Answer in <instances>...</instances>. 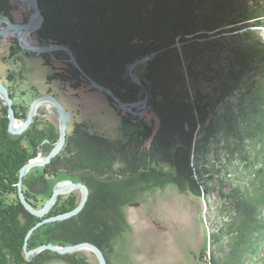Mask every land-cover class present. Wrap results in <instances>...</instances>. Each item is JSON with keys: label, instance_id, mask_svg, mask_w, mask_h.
I'll use <instances>...</instances> for the list:
<instances>
[{"label": "trees", "instance_id": "1", "mask_svg": "<svg viewBox=\"0 0 264 264\" xmlns=\"http://www.w3.org/2000/svg\"><path fill=\"white\" fill-rule=\"evenodd\" d=\"M39 1L45 17L38 32L39 37L68 46L87 75L111 88L125 102L136 101L143 89L133 82L130 83L128 67L138 59L155 53L147 63L149 74L143 81L150 97H153L152 103L155 97H163V101L154 105L160 118H164L161 136L168 141V138H172L169 134L174 131L178 136L186 137L184 145L177 143L178 147L175 148L162 147L158 151L161 160L176 171L178 180L186 172L192 184L199 188L207 174L213 178L224 170L225 174L237 171L236 175L239 176L240 163L236 167L232 163V158L238 152L243 168L247 169L245 173L249 176L248 182L233 188L227 193V201L217 205L218 211L227 219L219 233L212 235L215 239L213 244L222 253L220 257L212 256L213 264H264V165H256L264 159V47L241 45L233 50L228 70H216L219 86L212 94L205 93L200 88L201 79L209 76L197 68L201 62H205L206 50L215 44L212 40H204L209 32L239 21H245L243 27L264 26L261 21L246 22L263 16L264 11L252 10L248 0ZM256 2L257 7L261 6L257 0ZM10 11V0H0V14ZM232 30L229 28L228 31ZM178 43L182 44L179 46ZM182 57L187 62V79L196 87L192 101L168 88L162 90L159 86L153 88L147 84L148 81L156 80L159 71L173 69L176 64H180ZM206 67L209 68V64L206 63ZM49 79H60L78 89L83 85L85 76L76 66L70 65L65 70L52 73ZM181 79L185 80L183 73ZM11 95L14 97L13 93ZM231 98H236L233 104ZM219 104L225 107V112H218ZM14 106L17 117L25 119L27 111L19 110L16 104ZM194 110L203 119L208 113L212 115L208 125L207 143L217 131L224 130L223 139L226 142L222 148L227 150L228 157L223 168L208 161L204 155L206 151L197 150L196 157H192V136L183 132L180 127L188 124L192 129L196 128V118L199 116L196 117ZM8 114V106L0 97V264H34L26 260L24 245L29 231L41 219L31 213L27 214V211H19L24 209L19 200V182L20 170L37 155L38 150L35 147L41 138L37 134L38 128L33 126L25 135L30 145L24 144V138L9 132ZM122 118L125 122L139 119L141 123L144 122L139 117L124 115ZM140 129H143L141 134L150 133L152 126L143 123ZM75 135H80V138L76 139ZM48 138L49 152L55 141ZM70 139V142L77 145L78 159L68 155L70 147L66 148L43 168L40 181L48 190L49 181L61 171H68L67 174L89 185L91 192L96 188L90 202L92 198L95 199L94 196L100 189L103 190L105 198L100 200L98 196V204L91 203V208L88 205L83 210L85 212L82 211L74 217L82 224L81 231L84 236L81 240L93 242L102 248L108 242L111 229L106 227L105 231L100 228L107 224L106 219L101 218V211L104 213L110 209L117 210L120 203L126 202L121 193L126 188H133L132 185L135 184L130 179L119 178L124 176L123 163L129 154L124 149L134 139L132 136L126 140L109 138L93 131L87 122L75 123ZM63 156L65 161H62ZM191 159L195 161L192 162ZM70 167L86 169L95 176L87 177L83 172ZM110 173L114 176L113 180H98V177H105ZM239 179L244 180L241 177ZM24 183L25 195L33 203L35 199L30 195L28 187L31 181L25 178ZM209 190L210 188H206L205 193L208 194ZM78 200L75 196L64 201L59 200L47 217L73 210L79 205ZM94 210H99L100 215L94 214ZM19 213L28 215L26 226L18 223ZM61 223L62 221H57L48 225H52L50 229L54 230V226L59 227ZM101 230V233L97 232ZM41 235L38 231L32 235L30 248L47 241L69 245L72 240L70 238L74 236L69 231L62 233L58 240L48 234L45 237ZM49 238L52 239L48 240Z\"/></svg>", "mask_w": 264, "mask_h": 264}, {"label": "rangeland", "instance_id": "2", "mask_svg": "<svg viewBox=\"0 0 264 264\" xmlns=\"http://www.w3.org/2000/svg\"><path fill=\"white\" fill-rule=\"evenodd\" d=\"M257 1L261 6L257 7L255 5L257 3L256 0H248V4L252 7V10L262 9L264 11V0ZM10 4V13H2L0 14V18L7 15L15 23H28L37 17L33 7L25 0H10ZM258 21L264 23V14L261 17H256L246 22L255 23ZM244 23L245 21H239L231 25L216 28L214 31L209 32L207 38H204V40L214 41L215 44L206 50L205 62H201L197 66L198 69L203 70L204 74L209 76V78L201 79L200 88L203 92L215 93V89L219 86L216 70H228L233 50L239 48L241 45L249 46L253 44L252 47L257 45H259L258 47H264V26L243 27ZM7 26L8 22L6 21L0 23V27L2 28ZM229 28L233 30L228 31ZM39 30H32L29 34L32 43H27L23 40L24 43L36 49L23 47L18 37L20 35L16 32L0 35V81L10 93L14 94V104L18 105V109L27 111L25 119L17 117L16 125H20L28 118L30 107L34 100L42 96L53 95L72 113L67 126L65 144L55 157L70 147L68 155L71 154L72 157L78 159L79 151H77V145L74 142H70L73 126L78 122H87L93 131L104 134L109 138L126 140L129 136H132L134 139V141H131L130 146L126 147L128 149H124L126 154L129 152V156L127 155V159L123 163L124 176H120L119 178L130 179L135 184L132 185L133 188H126L121 193L124 197L123 200L126 202L120 203L121 206L119 205L117 210L110 209V211H105L104 213L101 211V218H105L107 224L101 225L100 228L105 231L107 228H110L111 233L104 247L101 248L99 245H96L104 252L107 264H213L212 256L220 257L222 253L216 248V244H213L215 239H213L212 235L219 233L220 227H222L227 219L218 211L217 205L219 206L221 203L227 201V193L233 188L249 180V176L246 174L247 169L243 168V161L238 156L239 153L237 152L232 158V163L235 167L240 163V166L238 165V171H241L239 172V176L236 175L237 171L225 174L224 170L213 178H210L211 176L209 177V174H207L204 175L199 188H196L192 184L186 172L178 180L176 171L168 163L161 160L158 151L162 147L164 149L168 147L175 148L178 145L177 143L184 145L186 137H180L174 131H171L169 134L172 138H168V141H166L164 136H161V129L164 128V120L162 119L164 118H160L154 105L163 101V97H155L152 103L153 97H150V92L143 81L147 79L146 75L149 74L147 63L152 58H148L147 61L138 64L132 69L135 79L130 74L132 64L128 67L127 76L130 77V83L133 82L139 85L135 80L142 81L143 85L139 86L143 89L136 101L126 102L128 105L133 106L130 109H124L118 101L110 97L104 90L94 87L87 75H84L83 85L78 89L72 88L68 82L60 79L50 80L49 76L52 73L65 70L70 65H74V63L70 52L64 47L66 45L45 41L39 37ZM245 33L250 34L245 35ZM181 44L178 43L179 46ZM52 45H60V47L41 50L42 48H49ZM146 57H149V55ZM181 60L182 62L176 64L173 69L169 68L159 71L156 75V80L148 81L147 84L153 88L159 86L162 90L163 88H168L171 92L177 93L180 96L182 95L186 100L192 101L196 87L194 83L189 82L187 79L185 66L187 62L184 60V57ZM206 63L209 64V68L206 67ZM182 73L185 80L181 79ZM146 95H148V99L147 102H144ZM235 99H230L232 104ZM2 100L8 106L6 100L3 98ZM217 110L219 113H223L225 112V107L219 104ZM124 115L131 116L132 118H142L144 124L152 126L151 132L141 134L143 129L140 128L143 123H141L140 119L138 121L125 122L122 118ZM195 115L196 117L199 116V118H196L198 121L196 122L195 129H192L188 124H182L180 127L183 132L190 133L192 136L190 143L192 157H196L195 152L197 150L206 151V153L204 152L205 158L223 168V164L228 157L227 150L222 148L226 142L223 139L224 130L220 129L217 131L215 136L211 137L207 143L208 125L212 115L208 113L207 116L204 115V119L197 111ZM33 126L38 128L37 134L41 138V141L35 147L38 153L32 160L43 161L53 149H50L48 152L47 144L50 140L48 137L53 138L55 141L53 147L59 142L61 137L60 114L52 99L41 102L29 127L24 132L13 135L24 138V144L30 145L25 135ZM74 137L77 139L80 138V135H75ZM31 147L33 149L34 146L32 145ZM64 158L63 156L62 161H65ZM191 161L195 160L191 159ZM256 165L258 167L264 165V159L260 160ZM46 166H34L23 177V191L25 178L29 182L31 181L30 184L32 186L29 184L28 187L30 195L35 201L33 200V203H31L26 195L25 197L35 209L43 208L51 197L54 187L59 182L68 180L82 182L74 176L67 174L68 171H61L57 177L49 181L47 190L45 185L40 181L41 173ZM70 169L83 172L87 177L90 175L92 177L95 176L91 171L86 169H75L73 167H70ZM240 177L242 180L244 179V182L239 179ZM107 179H114L112 173L105 175V177H98L100 182H107ZM87 186L89 187V185ZM206 188H210L208 194L205 193ZM89 191L88 200L80 212L85 210L88 205L91 208V203L93 205L98 204L99 199L105 198V193L100 189L97 193L98 195L94 196L95 199L92 198L90 202L89 199L92 197L93 192L96 191V188L91 192V188L89 187ZM70 196L77 197L80 203L83 191L81 189H74L63 193L59 196L57 202L59 200L64 201ZM19 200L21 201L20 195ZM23 206L24 209L19 211H27V214L31 213L24 204ZM50 211L43 218L33 213L31 214L40 218L39 222H41L44 218H48L47 215ZM86 211L88 210L86 209ZM98 211L94 210V214H99ZM79 213L63 220L50 221L38 226L33 230L30 238L38 231V233L42 234L41 237H45L48 234V236L52 238L56 237L55 239L58 240L61 239L62 233L69 231L74 235L70 238L72 240L69 245L87 242L81 240L83 239L82 236H84L81 231L82 224L74 219ZM27 214H18L17 221L20 225L26 226L28 221ZM57 221H62L59 227L54 226L56 227L54 230L53 228L50 229L52 225L49 226L48 224ZM39 222H36L35 225ZM97 232L101 233L102 230ZM37 237H39V234ZM44 244L59 245L54 241H47L36 247ZM36 247L30 248L28 244V249ZM28 262H33L34 264H100V259L94 250L88 248L67 253L45 249L31 256Z\"/></svg>", "mask_w": 264, "mask_h": 264}, {"label": "water", "instance_id": "3", "mask_svg": "<svg viewBox=\"0 0 264 264\" xmlns=\"http://www.w3.org/2000/svg\"><path fill=\"white\" fill-rule=\"evenodd\" d=\"M25 1L28 2L33 7L34 11L36 12L37 17H35V19L33 21H30L28 23H15L12 19L9 18V16L5 15L3 18H0V23L6 21V22H8V26L4 27V28L0 27V35L3 33H10V32H16L18 35H20L22 32H25L28 30H31V31L37 30L38 31L39 29L42 28L45 17H44V14L42 12V9H41L40 1L39 0H25ZM18 37H19L20 43L23 47L29 48V49H36V48H33L32 46L28 45L27 43H24L22 41V39L20 38V36H18ZM61 46H63V45H61ZM54 47H60V45H52L49 48H45V49L42 48L41 50H49L50 48H54ZM64 47L67 48L68 51L70 52V55L73 59L74 65L84 75H87L85 73V71L82 69L78 60L76 59L74 53L68 47H66V46H64ZM154 55H155V53L149 55V57L140 58L137 61H135L131 65V69H130L131 77H134V75H135L133 70H132L135 66H137L138 64H140L142 62L147 61L148 58H153ZM87 77L90 79V81L94 87H96L97 89L104 90L110 97H112L113 99L118 101L120 103V105L122 106V108L130 109L131 106H133V105H128V103H126V102H123L114 93V91L112 89H110L106 86H103L102 84L97 82L95 79H93L89 75H87ZM133 79H135V77ZM135 81L139 85H143L142 81H138V80H135ZM0 96L3 99H5L6 102L8 103V111H9V119H10L9 132L12 134H20V133L24 132L29 127V125L33 121L34 114H35L38 106L44 100L52 99L54 104L56 105L58 111H59V114H60L61 137L59 139V142L53 147L51 152L43 159V161L30 160L28 163H26L21 168L20 182H19V195H20L22 203L26 206V208L28 210H30V212L33 213L34 215H36L40 218H43L51 210V208L57 202V199L59 198V196L61 194L69 192V191L74 190V189H81L83 191V197L81 199V202L79 203V205L76 208H74L71 211L59 214L57 216L44 218L41 222L37 223V225H35L33 227V229H31L29 231L28 235L26 236V241H25V245H24L26 260L30 261L31 256H34L35 254H37V253H39L45 249L54 250V251H57L60 253H67V252H73V251H76V250H79L82 248H88V249L94 250L98 254L99 259H100V264H107V259H106L104 252L102 251V249L99 246H97L96 244H93L91 242H82L79 244L68 245V246H64V245L60 246V245H55V244H44V245H41V246L36 247L34 249H28L29 239H30L31 233L33 232V230L35 228H37L38 226H40L44 223H47L50 221H56V220H63V219L69 218V217L74 216L77 213H79L83 209V207L85 206V204L88 200L90 191H89V187L82 182H76V181H72V180H68L65 182L61 181L54 187L51 197L49 198L47 203L43 206V208L35 209L34 207H32L30 202L25 197V194L23 191V186H22L23 177H24L25 173H27L34 166H46L62 150V148L65 144V140L67 138V126H68V122L70 121V119L72 117V113L70 111H68L65 108V106H63V104L59 100H57V98L54 97L53 95L42 96V97L37 98L36 100L33 101V103L31 104V107H30L28 118L24 122H22L20 125L17 126L16 125L17 115H16V111H15V107H14L13 97H12L11 93L9 92V90L5 87V85L1 81H0ZM147 99H148V95L145 96L144 102H147Z\"/></svg>", "mask_w": 264, "mask_h": 264}, {"label": "bare ground", "instance_id": "4", "mask_svg": "<svg viewBox=\"0 0 264 264\" xmlns=\"http://www.w3.org/2000/svg\"><path fill=\"white\" fill-rule=\"evenodd\" d=\"M31 33V30H28V31H25V32H22L20 34V37L22 39V41L24 40V42L26 41L27 43H32V39H31V36L29 35Z\"/></svg>", "mask_w": 264, "mask_h": 264}]
</instances>
